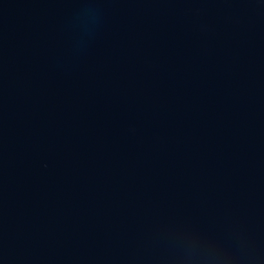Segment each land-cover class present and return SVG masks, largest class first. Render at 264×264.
I'll use <instances>...</instances> for the list:
<instances>
[{
	"label": "water",
	"instance_id": "obj_1",
	"mask_svg": "<svg viewBox=\"0 0 264 264\" xmlns=\"http://www.w3.org/2000/svg\"><path fill=\"white\" fill-rule=\"evenodd\" d=\"M0 264H264V0H0Z\"/></svg>",
	"mask_w": 264,
	"mask_h": 264
}]
</instances>
